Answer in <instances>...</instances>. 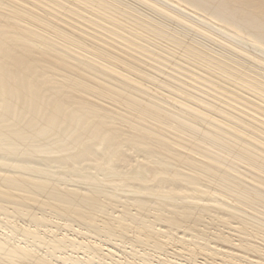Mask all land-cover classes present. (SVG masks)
<instances>
[{
    "label": "bare ground",
    "instance_id": "1",
    "mask_svg": "<svg viewBox=\"0 0 264 264\" xmlns=\"http://www.w3.org/2000/svg\"><path fill=\"white\" fill-rule=\"evenodd\" d=\"M5 1L12 2L13 7L0 1V264H65L68 261L76 264L80 259L78 250L83 251L86 261L94 262L110 256L111 243L122 248V260H116L117 264H149L146 251L124 246L133 238L130 246L134 247L152 245L161 250L167 246L163 241L166 239L208 257L220 255V245H228L241 250V254L264 258V249L239 237L241 234L236 236L237 240L223 231L213 235L192 233V227L211 205L228 216H234L242 205L245 207L243 202L232 199L231 193L240 199L264 202V184L246 188L242 183L250 180L249 175L229 173L226 177L222 173L226 171V161H203L200 169L192 172L196 160L190 156L184 159L188 154L176 152L174 147L192 133L193 138L190 136L187 143L189 148L218 144L230 150L235 144L233 138L256 134L252 126L236 122L229 136L224 137L218 133L222 125L212 131L185 117L151 107L118 89L110 80L116 78L112 73L104 67L79 62V52L75 50H71L72 58L86 68L54 56L52 52L60 54L66 49L46 36L39 34L41 38L33 36L31 41L17 43L18 38L38 28L52 30L59 38L82 45V39L90 37L74 25H68L70 31L51 27L53 21L59 20L57 15L63 16L68 10L75 15H87L91 24L98 20L110 24L106 31L112 43H101L92 53L105 58L107 49L117 50L114 44H125L127 38H162L165 43L156 42L164 50L159 53L162 58L177 61L179 56H184L189 65L201 67L212 79L228 85L230 82L236 89L242 87L264 102V85L251 76L252 70L258 77L264 78V73L257 65L246 62L243 56L251 57L249 52L232 48L227 51L220 44L213 48L207 44L196 47L189 42L198 41L199 37L207 42L206 34L233 38L264 57V0H136L141 7L125 0ZM145 6L150 7L151 14L145 12ZM161 14L165 15L164 20L158 17ZM176 18H185L190 26H182L177 20L174 22L177 26L173 27L168 19ZM14 27H20L18 33L9 32ZM206 28L210 29L209 33L203 30ZM119 29L128 32L122 33ZM252 60L258 65L264 64V60ZM108 61L133 68L132 63L113 55ZM43 62L51 63L50 71L61 72L62 81L53 79L49 70L39 72L40 66L35 63ZM105 66L110 67L107 62ZM205 81L214 86L209 78ZM216 91L224 98L221 103L226 105L242 99L234 91L225 92L220 88ZM99 97L136 105L144 113L150 109L168 118L179 135L171 141H160L145 131L130 134V142L122 146L117 134L121 124L110 113H97L101 109ZM185 106L189 114L194 113L192 107ZM197 110L198 114H194L202 115V119L216 121L203 110ZM251 142L264 147L255 139ZM250 151L242 148L230 152L248 160L247 164L253 168L264 169V158L252 161ZM177 161L186 162L191 169L177 168L174 164ZM199 175L217 177L213 179V187L206 188ZM219 186L230 195L218 192ZM205 198L209 201L202 205L182 201L201 202ZM229 200L237 204L232 205ZM151 214H154L152 220ZM227 218L221 217L219 224L229 226ZM44 227H50V231ZM56 229L72 234H58ZM184 232L190 233L188 238ZM162 261L171 264L169 259ZM229 262L234 263L236 259L230 256ZM229 262L222 260L221 264Z\"/></svg>",
    "mask_w": 264,
    "mask_h": 264
},
{
    "label": "rangeland",
    "instance_id": "2",
    "mask_svg": "<svg viewBox=\"0 0 264 264\" xmlns=\"http://www.w3.org/2000/svg\"><path fill=\"white\" fill-rule=\"evenodd\" d=\"M0 1L4 3L6 2L5 4L11 8L13 7L12 2H7L5 0ZM125 1L138 7H141L142 5L136 0ZM32 2L34 3V1ZM24 10L28 9L26 8ZM145 12L151 14L150 7L145 6ZM158 17L162 20L165 19V15L163 17L162 14ZM57 18L59 20L52 22V28H57L60 31H70L68 25L71 24L79 28L78 30L80 32H83L90 38H83V44L80 45L75 43L79 45L76 46L72 41L59 38L52 30H40L36 28V31L33 30L34 32L32 31L31 33L23 35L22 38L24 39L18 38L20 41H17V43H20L25 39L31 41V37L33 36L41 38L39 34L46 36L48 39L54 41L57 45L66 49L60 54L52 52L54 56H60L63 61L73 66H78L82 69L86 68L72 58L73 53L71 50H75L79 52V62L84 61L89 65L100 66L102 68L104 67L107 71H109L108 73H112L116 78L110 80L116 87H118V89L126 91L129 95L138 97L139 100L150 104L151 107L161 108L169 115L185 117L189 119L191 123L208 128L212 131L219 130L218 127L222 125L224 127L220 129L218 133L224 137L229 136L228 132H232L231 128L235 127L236 122H244L252 126L256 130V134H249L248 137L241 135L238 138H233L235 144L230 150H228L229 148L222 149L218 144H215L214 146L211 145L210 147H197L198 150L189 148L187 143L188 140L190 141L191 137L193 138L192 133H188L190 135L187 134V136L185 135L184 141L176 143L174 147L176 152H180L182 154L185 152L188 154L184 159H189L190 156L193 160H196V164L193 165L194 170H192V172L198 171L202 164L201 162L203 161H226V171L222 172L226 177L229 176V173L233 175L238 173L241 175H249L250 180L247 183H242V185L246 186V188L252 185L256 186L261 183L264 184V169H255L251 165L247 164L248 160L237 158L236 155H231L230 152L233 150L240 151L242 148H248L253 152V157L251 158L252 161L259 159V157L264 158V147L257 143L251 142L252 139H255L257 142L264 145V102H262L257 95L251 91L243 89L242 87H238L236 89L230 82H228V85L224 82H221L219 79H212L208 73H203L201 67L197 65H189V61L184 56H179L178 59L177 56L172 55L173 58L178 59L177 61H174L172 58H162L159 53L163 52L164 50L156 44L158 41L165 43L166 41L162 38H127L125 44H114L117 47V50H111V48L107 49L105 59L99 53H92V51L97 47L99 48L101 43H112L109 36H107L108 33L106 31V29L110 27L108 22L98 20L91 24V21L89 22L87 15H82L80 13L79 15H75L68 10L66 11L65 15L63 14V16L57 15ZM185 18H176L175 20L168 19V21L173 25V27L176 25L174 22L176 23L177 20L180 25L189 27L190 25L185 22ZM209 28L203 30L209 33ZM14 29L9 30V32L18 33L20 27H14ZM121 31L122 33L128 32L126 29H119V32ZM77 34L78 33H76V35ZM206 35L207 36L204 37H209L207 42H205L206 40L204 38L200 37L196 38L198 41L189 42L194 44L196 47L199 46L198 44H207L209 47L213 48L216 46V44H220V47L226 48L227 51H230L231 48L247 51L252 56H243L246 62H248L249 65H254L255 67L257 65V68H259L264 73V64L258 65L257 62L252 60L255 59L257 61L260 60L263 62L264 57L259 55L257 51L249 45H242L239 41H237V39L233 38H215L211 34ZM82 47H86L88 49H82ZM143 51L145 52L143 53ZM111 55L117 59H125L129 64L132 63L133 68L127 69L122 65L119 66L116 63L109 62L108 57H111ZM106 62L110 67L105 66ZM176 63L178 64L176 65ZM35 65L40 66L38 67V71L41 73L44 69L49 70L51 67L50 62H43L42 64L35 63ZM50 72L52 73L51 77L53 79L62 81L63 75L61 72ZM254 73V70H252L251 76L255 77L263 86L264 78L255 76ZM107 75L111 78H114L110 74ZM206 78H209L211 82L213 81L214 86L208 85L209 83L205 81ZM102 79L106 80L105 77H102ZM216 88H220L225 92L234 91L235 94L242 99L236 100L235 103L228 102L227 105L223 104L221 101H223L222 99L224 98L218 95ZM93 97L97 96L95 95ZM95 99L97 100V98ZM98 100L100 104L97 105L101 109L98 110L97 113H110L111 118L121 124L119 125L120 131L117 134L120 136L118 143L122 146H125L130 142V134H139L140 132L146 133L145 131L149 132L150 136L157 138L160 141H171L179 135L177 131L178 129L171 125V123L168 121V118H162L160 115L154 114L150 109L144 110L146 112L144 113L141 112L139 110L140 108L136 107V105L127 104L123 101L118 102L113 98L99 97ZM184 104L192 107L191 110H193L194 113H197V109L203 110L206 112V114L212 116V118H214L216 121L212 119H202V115H196L191 112L189 114L190 110H188ZM248 105L252 106L253 108H246ZM123 117L129 118L128 121ZM147 128H150V131H148ZM257 131L260 133H257ZM46 142L49 143L48 140ZM133 150L138 149L133 148ZM174 164L179 169L183 167L191 169L184 161H177ZM221 167H223V165H221ZM192 175L194 176V174ZM197 177L200 179L202 176L199 175ZM214 178L217 177H202L201 183L206 188H212ZM236 190L233 191L236 192ZM220 191L230 195L227 191H224L219 186L218 192ZM230 196H232V199L236 201L243 202L245 207L242 205V209L237 210L234 216H228L225 215V212L219 207L215 208L214 205H211L212 208L209 211L204 212L202 214L203 218L198 219L196 224L192 227V233L194 232L196 234V232H204L207 235H213L215 232L220 233L223 231L225 234L234 236L237 238V240L239 238L236 236L241 234L239 237L245 238L250 243L257 244L261 246L262 249H264V202L259 200L252 201L240 199L236 193H231ZM206 200L209 201L208 198L203 199L201 202L191 201V199L182 201L187 203L193 202L194 204L202 205ZM234 200H229L230 204L236 205L237 203ZM223 216L229 217L226 219V221L230 224L229 226H223L226 223L219 224L218 221H220V218ZM153 217L154 214H151L150 220H152ZM43 229L50 231V227H44ZM55 231H57L58 234H72V232H67L63 229H56ZM184 233L188 238L190 233ZM180 236H183L182 231L180 232ZM133 240L135 239H129L126 244H124V246H127V248H132L135 251H146L147 254H149V264H166L164 261H162L164 258L169 259L171 264H190V261H193L194 263V260L197 262L195 264H200L202 262H206L207 264H221L222 260L228 263L230 256L235 258L236 262H229V264H264L263 257L243 253L241 254V250L228 245H220L222 248L218 251L220 252V255L208 257L203 254H194L188 246L177 243V241L169 242L166 239H163V241L167 243V246L159 250L152 248V245H146V248H143L140 245H135V247L130 246L133 245ZM117 245L118 244L111 243L110 248L112 252H110V256L107 255L105 258L95 259L94 262L86 261V259H84L85 257L83 256V251L78 250L77 256L80 259L76 264H117L115 262L116 260H122V248L117 247ZM128 251L129 249H126V252ZM103 254L108 253L105 252ZM81 258H83V260ZM65 264H70V262L68 261Z\"/></svg>",
    "mask_w": 264,
    "mask_h": 264
}]
</instances>
